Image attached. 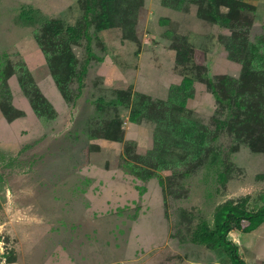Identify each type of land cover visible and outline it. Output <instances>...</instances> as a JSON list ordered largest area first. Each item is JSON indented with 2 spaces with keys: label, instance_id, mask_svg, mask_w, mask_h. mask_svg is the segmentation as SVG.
Masks as SVG:
<instances>
[{
  "label": "rangeland",
  "instance_id": "rangeland-1",
  "mask_svg": "<svg viewBox=\"0 0 264 264\" xmlns=\"http://www.w3.org/2000/svg\"><path fill=\"white\" fill-rule=\"evenodd\" d=\"M263 206L264 0H0V264H232Z\"/></svg>",
  "mask_w": 264,
  "mask_h": 264
},
{
  "label": "trees",
  "instance_id": "trees-1",
  "mask_svg": "<svg viewBox=\"0 0 264 264\" xmlns=\"http://www.w3.org/2000/svg\"><path fill=\"white\" fill-rule=\"evenodd\" d=\"M219 223L217 232L220 236L217 238L216 244H222L227 249L232 264H243L242 258L238 253L236 245L227 239L228 233L236 229L243 233H248L255 230L264 223V206L257 212L237 211L235 208H225L219 215ZM214 234L202 233L199 239L204 242H213Z\"/></svg>",
  "mask_w": 264,
  "mask_h": 264
}]
</instances>
